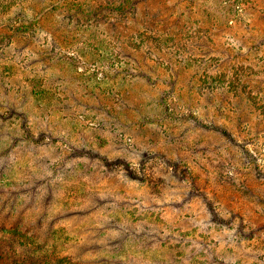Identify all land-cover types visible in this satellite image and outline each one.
<instances>
[{
    "label": "rangeland",
    "instance_id": "1",
    "mask_svg": "<svg viewBox=\"0 0 264 264\" xmlns=\"http://www.w3.org/2000/svg\"><path fill=\"white\" fill-rule=\"evenodd\" d=\"M18 3L0 228L76 264H264V0Z\"/></svg>",
    "mask_w": 264,
    "mask_h": 264
},
{
    "label": "trees",
    "instance_id": "2",
    "mask_svg": "<svg viewBox=\"0 0 264 264\" xmlns=\"http://www.w3.org/2000/svg\"><path fill=\"white\" fill-rule=\"evenodd\" d=\"M19 0H0V23L7 21L11 10H14ZM74 1V0H67ZM121 11L111 10L117 13ZM18 13V12H17ZM14 18H11L13 20ZM173 54V52H172ZM172 60V59H171ZM167 63H170L168 60ZM40 78L32 82L30 94L39 97ZM129 168H127V171ZM137 176V172L129 171V176ZM21 197V196H20ZM2 198L0 197V201ZM54 236V233H53ZM57 245H39L17 227L13 229L0 228V264H76L73 257L61 255Z\"/></svg>",
    "mask_w": 264,
    "mask_h": 264
}]
</instances>
